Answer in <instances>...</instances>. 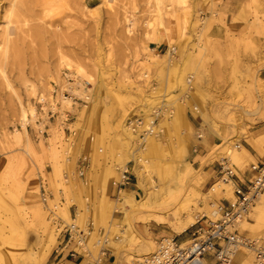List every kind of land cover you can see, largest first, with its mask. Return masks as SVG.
Wrapping results in <instances>:
<instances>
[{
  "label": "rangeland",
  "instance_id": "rangeland-1",
  "mask_svg": "<svg viewBox=\"0 0 264 264\" xmlns=\"http://www.w3.org/2000/svg\"><path fill=\"white\" fill-rule=\"evenodd\" d=\"M102 1L103 5L94 11L98 13L96 15L92 12L87 13L74 4L61 5L49 14L43 9L42 0L25 1V6L21 7V10L27 23L12 25L7 30L10 38L8 41L5 34L6 19L3 17L9 1L0 0V230L3 229L13 236L15 252L23 255L22 259L27 256L39 257L44 245L48 243L49 232H53L58 235V241L47 263L53 262V252L58 246L61 234V231L57 232V230H63L64 225L71 223L70 215L67 218L64 211H69L72 206H76L78 213L86 214L84 201V197L88 198L86 189L81 185L79 188L75 187L74 182L64 184L62 181L64 169H69L71 172L76 170L80 158H88L90 161L88 162L91 168L89 167L90 170L88 169L87 172L90 171L89 179L94 188L89 196L94 213L92 220L95 226L93 227L97 231L109 232L100 220L102 191L98 178L107 167L117 165L120 154L129 162L133 149L122 146L120 143L122 133L119 132L117 124L120 119H123L125 110L130 113L135 107L144 106V99L152 97V88L143 87V93L140 94L135 87L125 90L122 84L134 83L141 79L138 76L142 73L141 70H145L147 58L152 63L153 56L146 53L143 47L146 34L145 23L157 24L156 21H158L155 0ZM227 1L186 0L185 4H181L180 0H164L162 7H166L164 9L166 13L163 23L173 32L176 41H179V28L184 21L186 22V40L184 39L183 42L186 46L185 51L181 54L176 43H169L160 30L156 34L161 45L149 44L161 56L172 47L177 49L174 60L176 64L173 67L164 64L146 71L157 77L156 83L160 92H173L176 86L172 89L168 87L174 84L180 72L185 73V78L189 76L194 78V88L189 93L188 102H185L186 105L183 106L190 128L180 123L176 128L170 129L169 134L162 139L166 142L174 134L183 133L182 137L186 139L187 146L192 152L190 163L197 173L195 178L188 179L182 196L172 202L169 207L156 209L158 213L174 214L175 210L182 205L185 195L195 202L196 199L192 196L194 191L202 197L199 198V207L204 210H212L211 205L234 201V196L226 200L215 195L212 197L207 195L215 184L222 181L220 174L222 160L216 159L214 163L209 164L211 157L208 155L216 154L215 145H221L224 142L222 137L234 138L238 127L248 128L253 136L256 134L264 136V119L254 121V117L247 116L243 126L238 124L233 127L227 118H220L226 110L222 108V104L215 101L217 99L221 103L231 104V111L234 113L242 109L253 113L259 105V100L253 95L254 88L264 75V70L256 69V63L252 57L253 46L248 43L249 38V40L252 37L260 38L257 35V28L264 25V0H257L256 3H253V0H244L236 10L239 14L248 17L251 36L242 37L241 33L233 32L228 26H224L219 33V27L216 26L210 29L209 34H206L208 38L201 37L206 31L202 25L203 20H211L213 13H220L221 16L227 17L229 25L231 24L234 13L227 11ZM234 5L236 6L235 3ZM126 11L131 17L134 16L132 18L136 21L135 29L131 33L129 24L124 18ZM255 12L258 13V18H255ZM42 18L45 21L44 25L39 20ZM187 37H190V40H187ZM234 41H237L238 45H234ZM255 44L254 46L262 47L264 38ZM200 47H206L207 51L200 53ZM60 53L67 59L78 61L84 68L85 77H78L76 72L71 71L74 79L78 77V80L75 79L76 83L82 84L84 80L91 82L90 86H81L82 88L75 90L76 104L66 108L71 113L72 134L70 136L61 128L51 126L48 140L36 142L34 134L38 128L29 115L28 133L32 149L28 148L26 137L19 146L11 140V136L16 130L22 132V109L24 108L27 114H29L30 106L37 110L36 101L41 95L50 102L53 91H58L66 81L64 77L68 69L60 65ZM189 55L191 57H188ZM30 86L34 87L35 95L29 94ZM89 90L90 93H88ZM127 91L132 97L121 98L122 95H127ZM178 93L173 92V94ZM84 94L90 97V101H85ZM195 106L204 111L212 122L202 120V117L193 110ZM137 110L139 109L135 108V112L132 113H136ZM216 131L221 134V137L216 134ZM197 133L205 135V141H208V144L198 145ZM90 137L95 138V141L91 142ZM238 144L248 148L250 153L257 154L243 137L239 139ZM100 149L103 150L102 153H99ZM168 153L171 154L170 151ZM263 156L264 154L259 157ZM11 159L22 166L20 170L17 169L14 177L2 182L1 173ZM148 159L151 163V155ZM256 162L252 158L242 167L231 166L235 171L245 172L250 169L251 164ZM127 165L133 173L134 162L131 161ZM56 170L60 171V174L56 173ZM41 181L47 184L48 191L54 197L52 201L48 199L46 208H44L45 203L40 199ZM199 181L202 183L201 188L197 186ZM24 183L27 184L23 188ZM136 183L137 177L133 173L134 186L130 189L137 191V198L140 199L144 196V192L136 190ZM32 184L31 193H27V189ZM107 188L108 196L115 201L118 195L111 181H108ZM62 200L65 201L64 204L61 203ZM38 205L45 209L49 229L41 219L35 217V212L32 211ZM55 206L58 207L57 216H50ZM257 206L256 204L255 207ZM255 207L248 219L244 221L250 224L242 222L239 232L243 236L247 235L248 238L261 241L264 239L262 234L264 220L260 219ZM186 216V214L183 215V217ZM124 217L123 213H114V219L119 226L123 225ZM56 218H60L61 227L57 224L55 226L52 221ZM209 218L216 220L212 216ZM201 219L200 223L182 235L175 234L169 225L156 223L145 225L138 219L137 221L134 219L133 224L142 233L143 239L153 242L156 249L162 238H176L179 243L191 241L193 233L201 224L208 221V217ZM86 220L80 221L79 217L76 223L80 226ZM90 221L86 224L91 223ZM252 221L254 225H251ZM118 234L110 232L108 235L118 237L120 235ZM247 259H251L254 264L253 254L242 249L231 264H246ZM114 261L115 257L112 255L110 264Z\"/></svg>",
  "mask_w": 264,
  "mask_h": 264
},
{
  "label": "bare ground",
  "instance_id": "bare-ground-1",
  "mask_svg": "<svg viewBox=\"0 0 264 264\" xmlns=\"http://www.w3.org/2000/svg\"><path fill=\"white\" fill-rule=\"evenodd\" d=\"M6 1V0H2ZM9 4L8 7H6V10H4L5 15L3 19H6V39L9 41V35L7 30L11 28L12 25L16 24H26L27 21L24 19V15L22 14L21 7L25 6L24 2L28 0H8ZM31 1V0H29ZM186 0H180L181 4H185ZM244 2V0H228L227 1V11L230 13L233 11L234 15L232 17L231 24L228 23V18L223 17L220 15V13H213L212 19H206L203 20L202 25L204 26V29H206L205 34L202 33V38H208V35L206 34L210 31L212 27H219V33L222 32L223 27H230V29L235 33H241L242 37H249L251 36V28L248 26V17L243 16L242 14H239L236 10L238 9V6H241V4ZM257 0H253V3H256ZM156 3V13L158 16L157 24L155 22H146V34L144 36V51L146 53H150L153 56L152 63H150V59H146V63L144 65L145 70H141L142 73L138 76L139 80H136L134 83L130 84H122V87L125 90L133 89L134 87L137 89V91L142 94L143 93V87H149L150 89H153L152 97L144 99V106H139L138 108L135 107L137 110L136 113H132L134 109L131 110L129 113L128 110L124 111V117L123 119H120L118 122V128L119 132L122 133L120 143L122 146H128L131 147V158L129 159V162L127 158L123 155H119L117 159V165L115 166H109L107 169L103 172L102 176L98 178L100 188L102 191V197L100 198V220L102 224H104V227H106L109 232L100 230L97 231L93 226H95L94 220H92V216L94 215L93 209L90 206V199L89 196L91 195V192L94 191L92 181H90L89 173L90 171L84 173V177L80 176V170L77 165L76 170L70 171L69 169H64L62 181L64 184H72L75 183V187H78L81 185L86 191L88 192L87 197H84V201L86 203V214L78 213V209L76 206H72L76 209V213L72 216L70 210L64 211V215L68 218L70 215L71 223L67 224L65 226L70 227L74 222L75 225L78 226V230H86L90 229L92 232L91 238L89 242L87 243L88 249L92 250L93 254L92 257H97L100 253L99 249L97 248V243H102L101 236L99 235L101 231H103L106 234V247L109 250V255L112 257V255L115 257V261L112 264H140L143 262L144 258L152 255L155 253V251L158 248V245L156 246L153 242L145 241L142 237V233L139 232L133 224V220L135 219L137 221L140 220L141 223L145 225H150L152 223L161 224V225H169L172 228V231L177 235H182L183 233L187 232L188 229L194 227L198 221L201 218L212 216L213 218H216L218 220L219 216L217 215V205H211L209 209H202L199 207V198H202L199 193L194 191L193 198L196 199L194 202L193 199L189 196H184V200L182 205L179 209H176L174 214H165V213H158L156 209L169 207L172 202H175L178 198H180L183 194V191L187 185L188 179L195 178V174L197 173L195 169L193 168V165L190 163L191 158V150L187 146L186 139L182 137L183 133L181 134H174L170 138L166 140V142L162 139L165 135H168L170 132V129L176 128L178 124L183 123L185 126L190 128V123L187 118V116L184 113V105L189 100V93L194 88L193 83V76H189L188 78H185V73L180 72L176 76V81L172 86L168 87V89H172L175 87L174 91L179 92L178 94H173V92H167L163 93L160 92L159 87L157 85V77L155 78L153 74L147 73L146 71H151L152 67H160L164 64H167L169 67H173L176 62L175 55L177 54V49L172 47L170 48L167 53L163 56L157 54V50L153 49L149 46L150 43L156 44L158 46L161 45V42L156 34L158 30L161 31L162 34L166 37V40L169 43H176L177 47L180 48L181 54L185 51V45H183V42L186 40V30L187 27H185L186 22L184 21V26L182 25L181 28H179V41H176L173 32L166 27V25L163 23V19L165 16V11L162 6L164 5V0H155ZM236 4V6L234 5ZM77 5L78 7H81L84 11L92 12L93 15H96L98 13L94 12L99 7L103 5V1H99L94 6L88 5V0H42L43 9L46 13H53V10L56 9V7L62 6H69V5ZM236 7V8H235ZM235 8V10H234ZM91 13V14H92ZM255 18H258L259 15L257 12L254 13ZM134 17V16H132ZM128 12H125L124 18L126 23L129 24V32L131 33L136 26V21L133 19ZM185 19V18H184ZM40 22L44 25V19H39ZM260 19H258L259 21ZM247 23V24H245ZM259 25V23H257ZM54 25V24H53ZM195 26V25H194ZM45 28V27H44ZM43 29V28H42ZM203 30V29H202ZM214 30V29H213ZM264 25L257 28V35H259L260 38H254L252 37L251 40L248 39V43L253 46L252 49V57L256 63V69L258 71L264 70V45L262 47L254 46L256 45V42H260L261 38H264ZM209 34V33H208ZM200 37V36H199ZM200 37V38H201ZM185 39V40H184ZM211 39V37H210ZM187 40H190V37H187ZM242 40H245L242 38ZM256 40V42H255ZM209 43V41L207 40ZM234 45H236L238 42L234 41ZM255 42V43H254ZM238 45V44H237ZM219 46V44H217ZM206 47H200V53L206 52ZM61 63L60 65H64L68 70L65 74L66 81L59 87V90H54L52 93V98H50V102H48L43 95L39 97V99L36 101L37 107L39 101L44 104V106H50L55 109L56 111H59L62 115H64L65 112H69L67 109L72 107L76 101L75 99V90H79L83 86H90L91 82L89 80H84V82L81 84L79 82L76 83V80H78V77H85L84 68L82 65L75 60L67 59L63 56V54L60 53L59 55ZM188 57H191L189 55ZM165 62V63H164ZM154 65V66H153ZM76 72L78 77L73 78V75L71 76L72 72ZM185 71V70H184ZM92 80V78H91ZM156 83V84H155ZM154 84V85H153ZM129 85V86H128ZM79 86V87H78ZM82 86V87H81ZM11 87V86H10ZM56 88V87H55ZM29 94L36 93L33 86H30L29 88ZM159 91L161 95L158 94ZM69 93V97L65 96L66 93ZM83 92V91H82ZM128 92V91H127ZM57 94V97L55 94ZM84 93V92H83ZM90 93V90L88 91ZM170 93V94H169ZM64 94V95H63ZM171 95V96H170ZM254 98L259 100V105L257 109L253 113H249L246 110H241L240 112L234 113L231 111L232 105L229 103H221L217 99L215 101L218 104H222V108L226 110L225 113H222L220 118L224 119L227 118L228 121L231 122V125L234 127L236 125H242L245 123L247 116L254 117V121H261L264 119V79H259L257 85L254 88ZM252 95V96H253ZM126 96V97H123ZM131 98L132 96L127 93V95H122L121 98ZM146 98V97H144ZM85 101H90V97L84 94ZM83 103L84 100H82ZM186 102V103H185ZM50 105H49V104ZM61 105H57V104ZM48 104V105H47ZM67 108V109H66ZM176 109L177 112H176ZM193 110L199 114L202 117V120H211L212 119L204 113L198 106H195ZM128 112V113H127ZM135 112V111H134ZM177 113V114H176ZM71 114V113H70ZM153 114L160 116L159 126H157L153 130V133L151 134V122L153 121ZM29 115L32 117L33 124L37 128H41L43 132H46L47 139L40 136L38 134V129L36 130V133L34 134L36 142H42L43 140H48L49 138V131L51 129V126L59 127L63 130L64 133H69L71 136L72 130L70 129L72 127L71 121H67V118L65 116L59 117V119L55 122L46 119L44 124L37 125L38 123V116H37V110L36 108L29 107V114L25 111L23 108L21 111V125H22V132L16 130L12 136L11 140L16 143L17 145H21L23 142L24 137L27 139L28 148L32 149L31 143L29 140V133H28V125L30 124ZM175 118V119H174ZM130 122V123H128ZM215 124V122H214ZM136 125H139L138 128H136ZM47 126L45 129L44 127ZM238 127V126H237ZM234 129V128H233ZM136 130V131H135ZM216 134L221 137V134L216 131ZM197 140L199 142L198 145L206 143L208 144V141H205V135L201 133H197L196 135ZM243 137L249 146L252 148V150L257 153L259 156L264 154V136L263 134H256L255 136L252 135V132L248 130V128H241L238 127L237 134L234 138H223V143L221 145H215L217 152L215 155H208L211 157L209 164L214 163V160L220 159L222 160V164L226 167L233 169L231 165H234L236 167H242L245 165V163L248 162V160L252 159L251 153L242 145L238 144L239 139ZM90 141L94 142L95 138L90 137ZM188 147V148H187ZM168 151H167V150ZM148 151H151L148 153ZM171 152L169 154L168 152ZM34 152V151H32ZM103 150L100 149L99 153H102ZM197 152V151H196ZM151 155V163L148 157ZM80 160V159H79ZM89 161V159L87 158ZM134 162L135 166L133 168V173L137 177V183L135 184L136 190H141L144 192V196H141V198H137V191L125 188L122 190H119L114 187L115 192L117 193V199L115 201H112V199L108 196V181H111V185H116L118 182H122L123 180V173L128 168V163ZM68 162V159H67ZM90 162V161H89ZM122 165V166H119ZM253 165V164H252ZM251 165V166H252ZM20 166L14 162V160L11 159V161L8 163L5 170L1 173L2 182H5L7 179H10L15 176L17 169L20 170ZM91 168V167H90ZM129 169V168H128ZM90 170V169H89ZM236 172V171H235ZM56 173L60 174V171L56 170ZM133 173L130 172L129 174L133 176ZM199 181L197 183L198 187H202V183ZM27 183H24L23 188L25 187ZM63 184V185H64ZM234 183L226 181L225 179L220 181L219 183L215 184L208 192V196H216L220 199H231L234 196ZM40 189V199L44 202V200L41 197V192L43 189L48 190L47 184L45 182L41 181V184L39 186ZM48 196H51L50 198ZM47 201H45V207L47 206L48 199L53 200L54 197L50 192V195H48ZM198 199V200H197ZM64 200L61 201L62 204H64ZM256 204L258 205L256 210L259 212V216L261 220H264V195L259 197V199L256 201ZM41 207V205H38L35 209H32L33 212H35V217L38 219H41L43 223L45 224L46 228L49 229V223L46 221V215H45V209ZM56 211H58V207H54V212H51L49 215H56ZM123 213L125 214L123 225L119 226L117 221L114 219V213ZM186 214V217H183V215ZM80 217V221H84V224L78 225L76 223L77 219ZM91 217V218H89ZM59 220L57 226H60V218H56ZM55 219H52L54 221ZM91 220V227H88L89 224L86 222ZM212 220V221H216ZM48 223V224H47ZM245 224H250L248 222H243ZM56 226V224H55ZM76 226V227H77ZM62 232V230H57V232ZM60 232V233H61ZM112 233H119L118 237L117 235L114 237H110L108 234ZM21 236V235H20ZM62 237V236H61ZM22 240V239H21ZM20 240V241H21ZM12 235L6 233L3 229L0 230V264H47V261L49 257L52 254L53 248L56 246L58 241V235L54 234L53 232H49V239L48 243H46L43 247V250L39 257H33V256H27L25 259H22L23 255H19V253L15 252V242ZM60 240L58 242V245H60ZM191 241H187L185 244H189ZM55 251V250H54ZM54 253V252H53ZM66 264H77L71 261H67ZM80 264H88V261L81 262ZM245 264V263H244ZM246 264H252L251 259H247Z\"/></svg>",
  "mask_w": 264,
  "mask_h": 264
},
{
  "label": "built area",
  "instance_id": "built-area-1",
  "mask_svg": "<svg viewBox=\"0 0 264 264\" xmlns=\"http://www.w3.org/2000/svg\"><path fill=\"white\" fill-rule=\"evenodd\" d=\"M57 97V94L54 93ZM64 95V94H63ZM68 92L65 96L69 97ZM43 102V101H42ZM39 101L37 107L38 123L44 124L46 119L49 122L57 121L59 117L65 116L67 121H71V114L64 111L62 115L51 106H44ZM48 105V104H47ZM61 105V104H57ZM151 134L155 128L159 126L160 116H152ZM51 120V121H50ZM130 123V122H128ZM139 125H136L138 128ZM45 129L47 126L44 127ZM136 131V130H135ZM38 134L47 137L46 132L38 128ZM80 176L84 177V173L89 169V162L86 158H80L78 161ZM253 177L246 189H241L234 184V201L225 204L220 203L217 206L218 220L207 222L193 233L192 240L189 244L179 243L176 238H162L158 248L154 254L144 258L140 264H231L235 256L243 249L252 253L254 256V264H264V246L260 240H253L240 234L239 226L248 219L252 209L256 205V201L264 195V162L253 164L250 168ZM220 174L222 180L233 182L237 174L222 164ZM234 183V182H233ZM119 190L131 188L133 184V176L129 174V169L124 171L122 182L113 187ZM50 192L43 189L41 197L45 201L51 197ZM48 196V197H47ZM202 220V219H201ZM198 223H200V221ZM59 220L55 219L54 224H58ZM61 226V223H60ZM75 222L70 226H63V230L59 236L60 245L57 246L53 255V262L47 264H66L71 261L77 264L88 261V264H110L111 256L106 247V234L101 231L100 236L102 243H97L100 253L96 257H92V250H89L87 243L89 242L92 232L90 229L78 230ZM89 223L88 227H91ZM62 236V237H61Z\"/></svg>",
  "mask_w": 264,
  "mask_h": 264
},
{
  "label": "crops",
  "instance_id": "crops-1",
  "mask_svg": "<svg viewBox=\"0 0 264 264\" xmlns=\"http://www.w3.org/2000/svg\"><path fill=\"white\" fill-rule=\"evenodd\" d=\"M262 78L264 79V75ZM247 150H248V148H247ZM251 155H252V158L257 161L256 163H263L264 162V156L259 157L257 154H253V153H251ZM250 168H251V166H250ZM236 174H237V177H235V179L233 180L234 184L243 190L246 189L249 185V182L251 181V179L253 177V174L251 173L250 169L245 171V172L236 170ZM32 186H33V184L27 189V193H31V187ZM70 212H71V215L73 216L76 213V209L74 207H71ZM254 224H255L254 221H252L251 225H254ZM262 234L264 235V229L262 230ZM244 236H246L248 238L247 235H244ZM261 243L264 246V239L263 240L261 239Z\"/></svg>",
  "mask_w": 264,
  "mask_h": 264
},
{
  "label": "water",
  "instance_id": "water-1",
  "mask_svg": "<svg viewBox=\"0 0 264 264\" xmlns=\"http://www.w3.org/2000/svg\"><path fill=\"white\" fill-rule=\"evenodd\" d=\"M97 3H98V0H88V5L89 6H94Z\"/></svg>",
  "mask_w": 264,
  "mask_h": 264
}]
</instances>
